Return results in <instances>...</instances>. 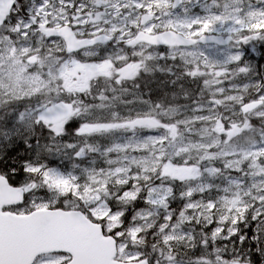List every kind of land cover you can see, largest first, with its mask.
Here are the masks:
<instances>
[{
    "label": "snow or ice",
    "instance_id": "obj_1",
    "mask_svg": "<svg viewBox=\"0 0 264 264\" xmlns=\"http://www.w3.org/2000/svg\"><path fill=\"white\" fill-rule=\"evenodd\" d=\"M0 264H264V0H0Z\"/></svg>",
    "mask_w": 264,
    "mask_h": 264
}]
</instances>
